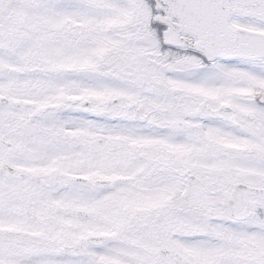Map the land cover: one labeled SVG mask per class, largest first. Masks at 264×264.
Instances as JSON below:
<instances>
[{"label":"snow or ice","instance_id":"obj_1","mask_svg":"<svg viewBox=\"0 0 264 264\" xmlns=\"http://www.w3.org/2000/svg\"><path fill=\"white\" fill-rule=\"evenodd\" d=\"M0 264H264V0H0Z\"/></svg>","mask_w":264,"mask_h":264}]
</instances>
